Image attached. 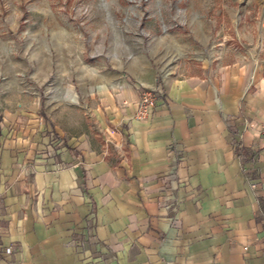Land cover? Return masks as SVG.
Masks as SVG:
<instances>
[{
  "label": "crops",
  "instance_id": "0c3cea01",
  "mask_svg": "<svg viewBox=\"0 0 264 264\" xmlns=\"http://www.w3.org/2000/svg\"><path fill=\"white\" fill-rule=\"evenodd\" d=\"M190 22L79 56L48 120L4 109L0 264H264V59ZM145 87L164 95L135 119Z\"/></svg>",
  "mask_w": 264,
  "mask_h": 264
},
{
  "label": "rangeland",
  "instance_id": "374dc122",
  "mask_svg": "<svg viewBox=\"0 0 264 264\" xmlns=\"http://www.w3.org/2000/svg\"><path fill=\"white\" fill-rule=\"evenodd\" d=\"M193 19L211 20L215 35L240 32L264 59V0H0V121L4 109L34 105L48 120L79 56L89 66L120 58L153 35L190 34Z\"/></svg>",
  "mask_w": 264,
  "mask_h": 264
},
{
  "label": "built area",
  "instance_id": "2783aa9c",
  "mask_svg": "<svg viewBox=\"0 0 264 264\" xmlns=\"http://www.w3.org/2000/svg\"><path fill=\"white\" fill-rule=\"evenodd\" d=\"M168 30L169 27L163 26V32L164 31L166 32ZM119 88L121 89V86ZM162 95H164V90L161 87L155 89L153 88L149 89L145 87L138 100L139 102L137 109L133 112L132 117L135 119L137 118L143 120L148 119L152 114V112L154 111V109L156 108L158 98L161 97ZM65 98L67 100H73L74 99L73 92L72 91L67 92ZM258 127H259L260 140L264 142V123H261ZM174 223L177 225L178 221L176 220ZM11 250H12L11 248L7 249V253L11 252Z\"/></svg>",
  "mask_w": 264,
  "mask_h": 264
}]
</instances>
